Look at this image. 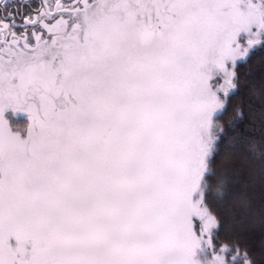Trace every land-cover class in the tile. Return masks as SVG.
Masks as SVG:
<instances>
[{
  "label": "snow or ice",
  "instance_id": "snow-or-ice-1",
  "mask_svg": "<svg viewBox=\"0 0 264 264\" xmlns=\"http://www.w3.org/2000/svg\"><path fill=\"white\" fill-rule=\"evenodd\" d=\"M0 5V264H255L214 157L264 0Z\"/></svg>",
  "mask_w": 264,
  "mask_h": 264
},
{
  "label": "trees",
  "instance_id": "trees-1",
  "mask_svg": "<svg viewBox=\"0 0 264 264\" xmlns=\"http://www.w3.org/2000/svg\"><path fill=\"white\" fill-rule=\"evenodd\" d=\"M238 74L239 91L218 121L227 134L221 138L214 160L217 172L227 170L235 181L234 190L243 194L248 207L235 200L216 211L221 220V238H242L255 254V264H264V159L256 158L249 150L253 143H264V48L254 51L247 64L239 66ZM237 107L244 119L234 132L229 121H235Z\"/></svg>",
  "mask_w": 264,
  "mask_h": 264
},
{
  "label": "rangeland",
  "instance_id": "rangeland-1",
  "mask_svg": "<svg viewBox=\"0 0 264 264\" xmlns=\"http://www.w3.org/2000/svg\"><path fill=\"white\" fill-rule=\"evenodd\" d=\"M14 122L19 123L20 125H23L25 122V118L23 117V115H19L13 118Z\"/></svg>",
  "mask_w": 264,
  "mask_h": 264
},
{
  "label": "flooded vegetation",
  "instance_id": "flooded-vegetation-1",
  "mask_svg": "<svg viewBox=\"0 0 264 264\" xmlns=\"http://www.w3.org/2000/svg\"><path fill=\"white\" fill-rule=\"evenodd\" d=\"M15 2V0H7V3L9 4V5H12L13 3ZM33 3H39V0H33ZM2 11H3V6L2 5H0V13H2Z\"/></svg>",
  "mask_w": 264,
  "mask_h": 264
}]
</instances>
